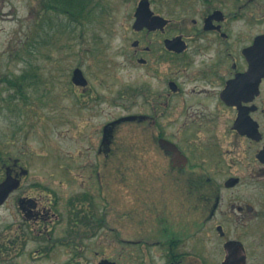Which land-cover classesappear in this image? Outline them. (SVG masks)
Instances as JSON below:
<instances>
[{"label":"flooded vegetation","instance_id":"af4514ba","mask_svg":"<svg viewBox=\"0 0 264 264\" xmlns=\"http://www.w3.org/2000/svg\"><path fill=\"white\" fill-rule=\"evenodd\" d=\"M162 1L152 9L148 0L152 17L163 25L136 31L156 41L139 49L135 40L137 64L148 70L157 64L156 78L163 83L157 90L142 84L134 89L141 109L134 121L137 157L151 184L135 186L129 210L109 199L102 185L99 203L88 191L67 196L29 186L15 198L11 222L0 229V263L128 264L126 258L135 255L137 264H158L152 257L159 264H204L205 237L211 234L224 256L221 264L229 242L246 264L250 243L244 244V235L253 233L256 214L263 212L247 187L257 185L264 196V64L253 63L254 41L264 28L254 32V0H176L192 17L173 34L172 21L160 12ZM239 19L249 23L236 30ZM177 37L179 50L168 44ZM150 53L151 62L142 57ZM175 125L176 132L169 130ZM107 140L98 155L112 153L114 137ZM149 150L154 163L144 168L148 160L142 155ZM16 160L0 161V183L7 175L19 181L8 198L28 174ZM128 215L134 217V238L125 231ZM90 247L98 251L90 253Z\"/></svg>","mask_w":264,"mask_h":264},{"label":"rangeland","instance_id":"374dc122","mask_svg":"<svg viewBox=\"0 0 264 264\" xmlns=\"http://www.w3.org/2000/svg\"><path fill=\"white\" fill-rule=\"evenodd\" d=\"M42 1L0 0V161L17 159L28 171L19 191L0 207V229L11 222L15 198L33 184L54 192L63 190L67 196L88 191L96 203L101 201L102 185L109 199L124 203L127 210L135 206V186L151 184L147 172L140 171L136 143L140 134L135 122L114 127L109 156L97 153L107 123L141 110L134 89L139 84L153 90L163 85L156 78L157 64L150 63L154 74L151 67L141 68L136 61L133 41L139 40L142 49L157 39L132 29L138 0H95L91 17L78 23L45 11ZM160 1L150 0L151 8ZM173 1L174 5L162 1L160 12L170 18L169 30L177 34L192 13ZM252 10L254 32L258 33L264 28V0H254ZM245 23L249 22L239 19L235 29ZM142 57L153 61L152 53ZM74 68L83 72L85 88L72 85ZM159 70L163 67L158 68L160 78ZM26 71L37 80L24 77L28 82L20 83L21 91L9 86V80ZM177 129V125L169 128ZM154 156L153 150L142 155L148 160L144 168L152 167ZM142 179L146 182L141 183ZM247 188L255 191L256 209L263 212L256 214L253 233L244 235V244L250 243L246 264H264V196L258 195L257 185ZM134 222L128 215V238H134ZM205 242L204 264H221L224 256L215 238L208 234ZM93 251L98 250L90 247ZM134 258L129 256L126 262L137 264ZM97 260L94 257V263Z\"/></svg>","mask_w":264,"mask_h":264},{"label":"water","instance_id":"95a60500","mask_svg":"<svg viewBox=\"0 0 264 264\" xmlns=\"http://www.w3.org/2000/svg\"><path fill=\"white\" fill-rule=\"evenodd\" d=\"M135 21L133 23V29L138 31L143 27H147L148 29L152 30L153 25L160 24L163 25L164 22L159 18L152 17V13L149 7L148 0H140L137 8L134 12ZM169 47L179 50L181 49L180 38H175L173 41H168ZM137 45V41L132 43V46L135 47ZM253 49L255 53L253 55V63L256 65L264 64V53H259L258 51L264 50V35L256 37L254 41ZM71 82L73 85L78 87H86L87 80L83 75V72L80 68H75L72 71ZM136 120V116L130 115L121 117L115 121L110 122L109 124L105 125L102 130V141L101 146H107L110 144V141L106 139H110L113 137V129L116 125H119L124 122H132ZM160 144L165 149H169L170 151H177L176 148L166 141H160ZM168 147V148H167ZM26 173L25 171L23 172ZM19 186V181L12 179L9 175L6 176L5 180L0 183V205H2L6 199L8 198L9 194L15 190ZM226 249L228 251V256L226 257L225 261L222 264H244V258L238 255V247L234 242H229L226 245ZM100 264H115L109 263L108 261H101Z\"/></svg>","mask_w":264,"mask_h":264},{"label":"trees","instance_id":"16d2710c","mask_svg":"<svg viewBox=\"0 0 264 264\" xmlns=\"http://www.w3.org/2000/svg\"><path fill=\"white\" fill-rule=\"evenodd\" d=\"M42 1V0H41ZM43 4L42 8L47 12H57L61 13L63 16L67 17L69 20L73 22H81L84 19H88V16L91 17V12L95 9V0H43L41 2ZM90 19V18H89ZM23 75L20 77H16L15 80H9V86H14L18 91L20 88V83H27L28 81H24V77L27 79H35L37 77L35 74H29V71L23 72ZM23 88V87H21ZM20 88V91H21Z\"/></svg>","mask_w":264,"mask_h":264}]
</instances>
